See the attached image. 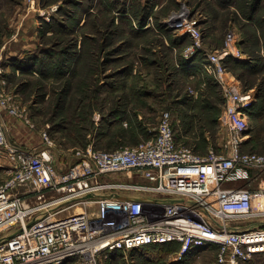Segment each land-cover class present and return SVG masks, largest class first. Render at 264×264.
Returning <instances> with one entry per match:
<instances>
[{"label":"rangeland","instance_id":"obj_1","mask_svg":"<svg viewBox=\"0 0 264 264\" xmlns=\"http://www.w3.org/2000/svg\"><path fill=\"white\" fill-rule=\"evenodd\" d=\"M181 2L202 30L203 50L221 47L227 32L236 31L243 56L224 63L242 89H252L249 108L257 98L262 106L257 121L249 116L251 141L244 149L264 152V0H0L4 87L24 116L2 110L8 140L35 145L45 132L58 154L55 164L67 165L75 147L108 150L147 140L160 113L169 110L175 136L185 145L198 153L217 149L226 137L218 121L225 100L218 80L201 71L203 60L185 54L190 35L167 22ZM25 55L39 61L20 71L11 59ZM26 134L31 142L25 143ZM10 164L0 150V183ZM175 248L117 251L97 264H210L216 252L200 247L179 257ZM86 263L71 258L60 264Z\"/></svg>","mask_w":264,"mask_h":264},{"label":"built area","instance_id":"obj_2","mask_svg":"<svg viewBox=\"0 0 264 264\" xmlns=\"http://www.w3.org/2000/svg\"><path fill=\"white\" fill-rule=\"evenodd\" d=\"M179 4L167 22L190 35L185 54H196L202 30ZM238 41L231 30L221 47L203 50L201 71L218 80L225 100L218 121L226 137L217 149L198 153L185 145L163 110L147 140L108 150L75 147L64 168L45 132L37 150L8 140L4 112L24 116L9 101L0 65V150L11 162L0 183V264H97L113 252L170 242L179 244V257L216 247L210 264L264 259V152L244 149L255 96L224 63L243 56ZM76 204L81 211L69 213Z\"/></svg>","mask_w":264,"mask_h":264},{"label":"trees","instance_id":"obj_3","mask_svg":"<svg viewBox=\"0 0 264 264\" xmlns=\"http://www.w3.org/2000/svg\"><path fill=\"white\" fill-rule=\"evenodd\" d=\"M187 37H188V35H186ZM189 38V37H188ZM190 39V38H189ZM196 55H198L199 56V59H197L196 57H195V61H200V60H204V58H205V56H204V54H203V52L202 51H198L197 53H196ZM39 61V57H37V56H33V55H29V56H27V55H25V57H23V58H21V57H16V58H12L11 59V62H12V64L15 66V67H17V68H19L20 69V71H24V70H26L28 67H31V66H36V64H37V62ZM227 61H234V58L233 57H231V56H226L225 57V59H224V62L226 63ZM238 64H240V63H238ZM244 67H251V66H249L250 64H248V63H244V64H242ZM23 66L25 67V68H23ZM254 106V105H253ZM252 112V110L249 108L248 109V113L250 114ZM94 146V145H93ZM165 245H176V248H175V251H177L178 249H179V244L177 243V242H170V243H165ZM151 246V245H150ZM143 247H145V246H143ZM136 249V248H135ZM135 249H132V250H135ZM131 251V250H130Z\"/></svg>","mask_w":264,"mask_h":264},{"label":"crops","instance_id":"obj_4","mask_svg":"<svg viewBox=\"0 0 264 264\" xmlns=\"http://www.w3.org/2000/svg\"><path fill=\"white\" fill-rule=\"evenodd\" d=\"M247 57V56H246ZM248 58H250V57H248ZM248 61H250V59H248ZM252 61V60H251ZM251 63V62H250ZM251 65H252V63H251ZM261 108H262V106H261V104H260V102H259V100H258V98H257V101L255 102V104H254V106H253V108L251 109L252 110V112L249 114V116L251 115V120L252 121H257V119L259 118V116H260V113H259V111H261ZM4 122V121H3ZM7 124H8V122H7ZM15 125V124H14ZM251 134V133H250ZM23 137H25V139H24V141H25V143L26 142H31V140H32V138H33V136L32 135H29V134H26V135H24ZM250 137L251 136H249V138H248V140L246 141V143L244 144V146H246L248 143H250V141H251V139H250ZM250 140V141H249ZM249 141V142H248ZM14 142H16L17 143V141L15 140ZM19 143V142H18ZM36 144L35 145H32V144H28V143H26L25 145L26 146H24L23 148H26V147H29V149H34V150H37V149H39V148H41L42 146H43V141H42V143L40 142V140H37L36 142H35ZM69 150V149H68ZM72 150V149H71ZM71 150H69V151H71ZM53 151V150H52ZM53 154H54V161L57 159V155L58 154H55L54 152H53ZM70 154H72V153H70ZM56 164H57V166H65L66 164H61V162H59L58 160L56 161ZM67 164H68V162H67ZM209 247V246H208Z\"/></svg>","mask_w":264,"mask_h":264},{"label":"bare ground","instance_id":"obj_5","mask_svg":"<svg viewBox=\"0 0 264 264\" xmlns=\"http://www.w3.org/2000/svg\"><path fill=\"white\" fill-rule=\"evenodd\" d=\"M76 207H79L78 204L75 205ZM74 207V206H73ZM80 211V210H79ZM78 210H76V212H79Z\"/></svg>","mask_w":264,"mask_h":264}]
</instances>
